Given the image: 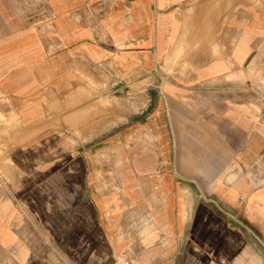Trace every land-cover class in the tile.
Listing matches in <instances>:
<instances>
[{"label": "crops", "instance_id": "1", "mask_svg": "<svg viewBox=\"0 0 264 264\" xmlns=\"http://www.w3.org/2000/svg\"><path fill=\"white\" fill-rule=\"evenodd\" d=\"M0 95V264H264V0H0Z\"/></svg>", "mask_w": 264, "mask_h": 264}, {"label": "rangeland", "instance_id": "2", "mask_svg": "<svg viewBox=\"0 0 264 264\" xmlns=\"http://www.w3.org/2000/svg\"><path fill=\"white\" fill-rule=\"evenodd\" d=\"M112 103L108 99L100 100L90 108V111H97L99 114L107 113L112 108ZM22 130V124L14 107L6 97L0 95V187L4 179L11 177L10 152L15 145L22 141L16 139V135ZM75 143L70 134L66 133L64 146L69 147Z\"/></svg>", "mask_w": 264, "mask_h": 264}]
</instances>
